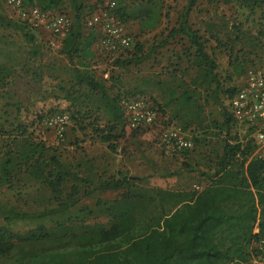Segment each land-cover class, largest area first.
<instances>
[{
	"label": "rangeland",
	"instance_id": "rangeland-1",
	"mask_svg": "<svg viewBox=\"0 0 264 264\" xmlns=\"http://www.w3.org/2000/svg\"><path fill=\"white\" fill-rule=\"evenodd\" d=\"M37 3L39 0H23ZM53 8L66 14L71 23L75 11L68 0H56ZM82 7L80 26L87 35V21L106 5L115 9L126 6L134 9L148 0H77ZM188 0H159L162 13L154 30H142V23H121L134 39V45L124 57H112L99 52L94 46L92 59H84V66L74 58L70 62L58 50L49 49L42 35L34 34V42L24 40L17 28L11 9L0 0V16L10 26L0 23V125L16 124V106L28 113L43 109L44 120L35 133L37 140L49 147L59 160L81 178L93 182L118 178L119 174L138 180L131 184L140 189H162L169 192L200 193L210 182L217 159L227 139L253 145V131L246 126L231 123L230 129H219L223 121L224 91L239 89L245 72L264 70V6L246 8L239 2L227 0H196L189 15V24L205 41L206 52L215 61L219 83L217 100L212 90L196 82L197 70L193 66V50L180 36L169 39L164 47L158 44L172 28L177 27L179 16ZM15 22V23H14ZM219 30V43L210 38V26ZM236 29L241 40L234 41ZM141 50H137V48ZM144 57L137 65L115 66L117 59H128V53ZM87 70L97 81L103 82L108 94L119 103L141 99L157 113L159 121L152 129H117L116 141L103 142L111 121L100 95L85 86L76 85L74 69ZM66 114L68 123L61 136L47 120L56 114ZM23 115V112L22 114ZM175 128L192 141V149L169 154L159 144L160 131ZM71 187H76L73 193ZM93 186L82 182H67L55 198L42 182L21 180L0 188V227L23 234L39 226L51 228L59 224L105 222V209L123 192H84ZM68 195L77 202L64 212L42 218H5L14 213L34 214L57 208ZM159 214L158 209L153 215ZM256 245L251 247L255 249ZM51 243L17 244L0 264H22L35 254L48 251Z\"/></svg>",
	"mask_w": 264,
	"mask_h": 264
},
{
	"label": "trees",
	"instance_id": "trees-1",
	"mask_svg": "<svg viewBox=\"0 0 264 264\" xmlns=\"http://www.w3.org/2000/svg\"><path fill=\"white\" fill-rule=\"evenodd\" d=\"M68 1L75 11V18L58 52L70 62L74 58L80 59L78 64L83 67L84 59L94 57L92 47L98 34L92 29L87 35L82 32L81 4L77 0ZM130 1L132 4L137 2ZM233 1L246 8L264 6V0H227ZM56 2L39 0L26 5L46 12L63 13L53 8ZM158 2L148 0L134 9L120 5L115 9V15L121 23L139 20L142 30L151 31L158 27L162 17ZM195 4L196 0H188L177 27L168 32L158 47H164L169 39L178 36L184 38L193 50L196 82L201 87L211 89L213 99L217 100L219 83L215 61L206 52L199 30H193L189 24V15ZM9 20L0 16V23L5 26H10ZM15 24L24 33V40L34 42V34L18 22ZM208 31L210 38L219 43V30L215 25L210 26ZM239 33L236 29L235 42L241 40ZM137 50L141 49L138 47ZM127 52L131 51L127 50L124 54ZM128 55V59H117L115 66L137 65L144 58L136 57V52ZM74 77L76 85L85 86L100 95L111 121L108 132L101 139L105 143L116 141L120 138V135H116L117 129L123 132L125 127L119 101L111 97L104 83L97 81L87 70L75 68ZM235 91L236 88H229L224 91V96L232 95ZM15 109L17 123L0 125V188L11 185L18 177L46 184L55 198L61 194V186L70 181L92 185L84 192L85 196L94 192H123L105 209V222H70L51 228L39 226L23 234L0 227V259L11 255L17 244L51 243L55 246L53 249L35 254L25 264H249L251 253H254L251 246L264 238V160L252 157L254 142L251 146L227 139L210 184L196 195L140 189L131 184L138 179L123 174L97 182L81 178L62 163L49 147L36 139L34 132L45 118L43 109L30 113L21 105ZM222 117L218 128L228 131L234 120L226 109ZM71 190L77 193L76 187H71ZM71 197L68 195L67 200L59 202L55 209L30 215L11 211L5 219L42 218L64 212L77 202ZM156 209L159 214L155 216L153 212ZM255 229L258 230L256 233Z\"/></svg>",
	"mask_w": 264,
	"mask_h": 264
},
{
	"label": "built area",
	"instance_id": "built-area-1",
	"mask_svg": "<svg viewBox=\"0 0 264 264\" xmlns=\"http://www.w3.org/2000/svg\"><path fill=\"white\" fill-rule=\"evenodd\" d=\"M14 17L28 32L42 35L44 44L52 50L60 49L63 39L71 28V21L64 13L42 11L27 6L23 0H5ZM89 29L98 36L94 48L112 57H120L134 45L133 37L117 19L112 4L98 10L87 21ZM121 108L128 130L152 129L157 126V113L144 100L122 101ZM224 107L234 122L253 131L255 150L252 157L264 160V70L248 69L242 86L232 95L225 96ZM68 123L66 114H56L47 120V124L56 127L58 134L64 132ZM159 144L165 152L175 154L192 149V141L186 134L175 128L159 133ZM258 230L255 229L256 233ZM253 245L249 264H264V238Z\"/></svg>",
	"mask_w": 264,
	"mask_h": 264
}]
</instances>
